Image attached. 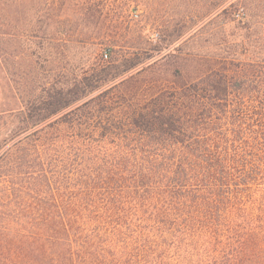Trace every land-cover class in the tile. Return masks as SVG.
Listing matches in <instances>:
<instances>
[{
	"label": "trees",
	"instance_id": "obj_1",
	"mask_svg": "<svg viewBox=\"0 0 264 264\" xmlns=\"http://www.w3.org/2000/svg\"><path fill=\"white\" fill-rule=\"evenodd\" d=\"M53 5L0 0V264H264V0Z\"/></svg>",
	"mask_w": 264,
	"mask_h": 264
},
{
	"label": "rangeland",
	"instance_id": "obj_2",
	"mask_svg": "<svg viewBox=\"0 0 264 264\" xmlns=\"http://www.w3.org/2000/svg\"><path fill=\"white\" fill-rule=\"evenodd\" d=\"M53 1H54L53 9L58 8L57 0H53ZM99 1H101V0H99ZM178 5L179 6L175 8V11L178 12V13H181L183 11V7L180 5V3H178ZM158 7H159V11L161 12L163 9H165L166 4L163 3V2H159ZM63 12H69L68 9H67V5L64 6ZM131 15L133 16L132 18L134 19L135 22L140 23L142 26L145 25L144 22H141L144 19V13L142 12V8L141 7L137 8V10L133 9L131 11ZM193 16H195V14H191V17H189V18L192 19ZM174 20H177V18H175ZM191 25H192V23H188L187 24V26L189 28L191 27ZM203 26L205 27L203 32L208 31L210 29V27H211L210 23H208V21H206V20L203 21L202 27ZM191 28H193V27H191ZM193 30H195V28ZM147 32H148L149 37L151 38V42L154 45L155 44H159V43L161 44V42H159L161 40V34L158 32V30H154V29L151 28V26H149ZM175 44H177V43H175ZM173 46L171 48H173ZM93 52H94L93 49L79 50V51L75 50V49H72L70 51V54H69L70 56L68 55L66 60L68 62L72 63L75 66L88 67L94 61ZM162 54L163 53L159 54V51L150 50V51H148L147 53H145L143 55V62L145 64H150V63L158 60L159 57ZM103 59L105 60V57H103ZM108 60H109V58H108ZM62 63L64 64V61H62ZM79 69H80V67L76 70V73H80L81 72ZM112 81H113V79H111V82ZM108 84H111V83H108Z\"/></svg>",
	"mask_w": 264,
	"mask_h": 264
}]
</instances>
